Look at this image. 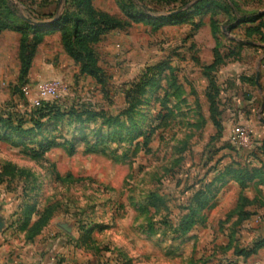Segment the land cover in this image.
<instances>
[{
	"label": "rangeland",
	"instance_id": "374dc122",
	"mask_svg": "<svg viewBox=\"0 0 264 264\" xmlns=\"http://www.w3.org/2000/svg\"><path fill=\"white\" fill-rule=\"evenodd\" d=\"M95 30L99 77L66 49L60 71L58 58L35 63L46 36ZM262 69L264 0H0L10 250L54 222L76 239L70 264H251L264 228ZM237 125L246 150L231 141Z\"/></svg>",
	"mask_w": 264,
	"mask_h": 264
},
{
	"label": "crops",
	"instance_id": "0c3cea01",
	"mask_svg": "<svg viewBox=\"0 0 264 264\" xmlns=\"http://www.w3.org/2000/svg\"><path fill=\"white\" fill-rule=\"evenodd\" d=\"M44 57L52 59L53 65L55 63L54 59L58 58L56 65L59 67V71L60 67L68 63L69 56L65 51L62 38L58 32L46 36L44 41L39 44L35 54V63ZM261 64L263 65L262 62ZM255 80L257 86L264 93V89H262L264 88L263 69L262 72H257ZM243 106L253 111L256 108V104L248 105L246 102H243ZM260 108L264 110V101L260 104ZM262 113L264 114V111ZM261 158L264 159V156ZM259 220L263 221L262 225L264 226V217H259ZM4 223L3 216L0 214V264H58L57 262L60 264H70L75 259L74 253L70 252L72 247L70 239H73L71 240L72 242L76 239H74V235L70 233L66 225L60 224L55 226V223L52 222L34 242L11 251L9 243L5 241L7 234L3 232L5 229ZM262 237L264 238V228L262 229ZM250 258L253 260L251 264H264V247L259 249Z\"/></svg>",
	"mask_w": 264,
	"mask_h": 264
},
{
	"label": "trees",
	"instance_id": "16d2710c",
	"mask_svg": "<svg viewBox=\"0 0 264 264\" xmlns=\"http://www.w3.org/2000/svg\"><path fill=\"white\" fill-rule=\"evenodd\" d=\"M98 30V29H97ZM95 30L89 35L85 37H77L76 35L69 36L67 33H64L62 36L63 45L66 49V51L76 60L79 61L82 65V72L86 74H90L92 76L99 77V74L101 73V70L97 64V59L95 58V55L93 54V50L88 47L90 41L92 40V36H97L99 32ZM78 33V30H76ZM28 46V44H21V61H22V73H26L28 71V68L30 67V64L32 62V57L28 55V57L24 56L25 47ZM36 45L34 46V48ZM34 52V51H33ZM56 115H60V111L56 113ZM264 247V238L259 240L254 248L250 250L249 254H255L258 252L259 249Z\"/></svg>",
	"mask_w": 264,
	"mask_h": 264
},
{
	"label": "built area",
	"instance_id": "2783aa9c",
	"mask_svg": "<svg viewBox=\"0 0 264 264\" xmlns=\"http://www.w3.org/2000/svg\"><path fill=\"white\" fill-rule=\"evenodd\" d=\"M53 91V88H51L49 85H46L43 89V95L49 96ZM230 138L232 143L244 148L245 150L250 147L251 140L249 132L242 125H237L233 127Z\"/></svg>",
	"mask_w": 264,
	"mask_h": 264
},
{
	"label": "water",
	"instance_id": "95a60500",
	"mask_svg": "<svg viewBox=\"0 0 264 264\" xmlns=\"http://www.w3.org/2000/svg\"><path fill=\"white\" fill-rule=\"evenodd\" d=\"M181 11H182V9H180V10H177V11H175V12H172V14L171 15H177V14H179V13H181ZM26 21H28V22H30V23H32V24H35V25H38V26H42V25H51V24H53L56 20H43V21H38V20H34V19H32V18H29V17H27V16H25V15H23L22 16ZM264 121V120H263Z\"/></svg>",
	"mask_w": 264,
	"mask_h": 264
}]
</instances>
